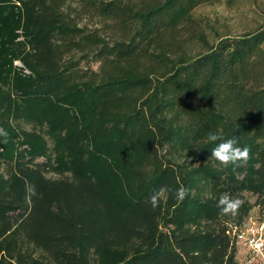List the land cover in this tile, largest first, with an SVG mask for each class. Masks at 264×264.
Wrapping results in <instances>:
<instances>
[{"label":"trees","instance_id":"trees-1","mask_svg":"<svg viewBox=\"0 0 264 264\" xmlns=\"http://www.w3.org/2000/svg\"><path fill=\"white\" fill-rule=\"evenodd\" d=\"M216 2L0 0V264H242L231 231L245 194L264 199V29L210 45L194 13ZM209 131L250 158L210 159ZM162 186L189 195L152 209Z\"/></svg>","mask_w":264,"mask_h":264},{"label":"rangeland","instance_id":"rangeland-1","mask_svg":"<svg viewBox=\"0 0 264 264\" xmlns=\"http://www.w3.org/2000/svg\"><path fill=\"white\" fill-rule=\"evenodd\" d=\"M69 3L71 4V8L68 9L69 13L76 18L80 26L88 25L93 29L96 27L95 25H98L92 18L77 13L76 9H79L78 3ZM194 17L203 28L210 45H215L219 40L226 37L243 36L264 29V0H219L215 4L204 5L198 8L194 13ZM17 35H20V31H17ZM21 40L23 38L18 36L16 41ZM203 51V48L198 43L189 47V54L192 56H196ZM91 64L94 69L98 66L95 62ZM13 67L18 70L24 69L23 64L19 60L13 61ZM24 73L27 72L24 70ZM24 128L30 129V126L24 125ZM47 176L50 178L60 177L56 173H49ZM245 197L250 201L253 208L242 228L253 225H264V199H258V197L251 194H245ZM234 231H231L233 239ZM236 244L238 257L242 261L244 260L246 249L244 245ZM256 264L262 263L256 262Z\"/></svg>","mask_w":264,"mask_h":264},{"label":"clouds","instance_id":"clouds-1","mask_svg":"<svg viewBox=\"0 0 264 264\" xmlns=\"http://www.w3.org/2000/svg\"><path fill=\"white\" fill-rule=\"evenodd\" d=\"M0 134L7 136L6 132ZM207 141L214 143L215 147L211 149L210 159L215 160L224 167L239 166L241 162H246L250 158V148L248 146H239L238 138L233 136L224 138L215 132L207 133ZM217 141H220L217 143ZM168 193L173 195L177 201H183L189 195V189L185 186H180L177 189H171L168 186H162L154 191L148 198V203L152 209L160 206L162 198H165ZM35 187H31V195H35ZM244 201L239 197H233L229 192H222L216 202L217 208L223 215L236 216L239 209L243 206ZM259 250L260 245H255Z\"/></svg>","mask_w":264,"mask_h":264},{"label":"built area","instance_id":"built-area-1","mask_svg":"<svg viewBox=\"0 0 264 264\" xmlns=\"http://www.w3.org/2000/svg\"><path fill=\"white\" fill-rule=\"evenodd\" d=\"M236 243L244 245L246 249L242 264H264V225L243 227L233 232ZM259 244V250L255 245Z\"/></svg>","mask_w":264,"mask_h":264}]
</instances>
